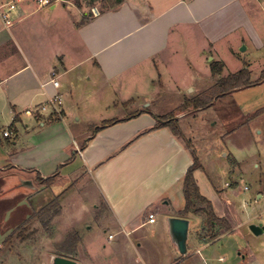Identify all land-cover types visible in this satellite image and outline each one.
<instances>
[{
    "label": "crops",
    "instance_id": "0c3cea01",
    "mask_svg": "<svg viewBox=\"0 0 264 264\" xmlns=\"http://www.w3.org/2000/svg\"><path fill=\"white\" fill-rule=\"evenodd\" d=\"M254 1L124 0L116 9L81 25L77 23L89 14L82 4L52 0L46 7L19 5L13 24L0 26V200L7 199L6 187L12 184L17 192L14 197L22 199L29 216L53 198L33 204L43 192H53L58 183L64 189L69 184V190L58 193L65 191L56 214L59 217L69 195L86 193L79 182L87 177L98 193L91 207L99 209V201L103 203L112 216L108 224L115 225L116 233H122L131 247L149 243L158 232L170 234L169 217L188 219L187 252L180 253L171 237L178 254L169 258V264L194 260L196 254L230 234L231 200L217 189L219 206L209 200L215 214L231 226L224 234L210 237L199 214L180 215L185 203L183 178L192 164L190 148L168 127L147 130L156 123L155 116L162 114L150 107L158 103L162 91L174 89L182 102L192 95L191 90L196 89L197 94L211 85H198L201 77L214 82L210 61L220 60L226 66L219 40L226 41L227 50L241 64L238 67L247 64L250 70L253 58L249 56L264 49V29L248 33L252 19L246 18L244 10L248 12ZM59 4L62 19L35 18L40 10L51 12ZM243 30L246 35L241 34ZM234 32H238L237 38L230 41ZM262 57L264 60V53ZM52 77L59 86L52 84ZM54 95L60 97L58 113L33 112ZM124 110L128 112L122 113ZM16 114L18 120L14 121ZM104 119L117 121L92 132L91 127ZM4 130L11 135L3 136ZM232 158L239 167L238 159ZM200 169L201 165L194 170L196 183ZM48 177L55 178L48 187L35 181ZM254 194L256 199L264 196L260 191ZM150 213L153 222L148 219ZM189 216L201 217V225L193 233ZM103 229L107 231L105 226ZM80 237L72 259L81 264V251L85 264H94L93 243L86 244ZM111 238L109 234L107 241L116 245ZM102 248H107L103 242Z\"/></svg>",
    "mask_w": 264,
    "mask_h": 264
},
{
    "label": "rangeland",
    "instance_id": "374dc122",
    "mask_svg": "<svg viewBox=\"0 0 264 264\" xmlns=\"http://www.w3.org/2000/svg\"><path fill=\"white\" fill-rule=\"evenodd\" d=\"M28 3L32 7H38L35 0H24L19 5L25 7ZM81 4L82 9L87 10L89 14L92 6H96L100 11L98 2L91 6L85 0H81ZM60 10L61 4L51 12L43 13L44 9H42L35 13V18L62 19ZM244 12L247 19H252L253 28L248 29L250 35L256 31L259 32V28L264 29V0L252 2L251 9L249 8L248 12L244 10ZM242 29L246 28L242 27ZM241 34L246 35L245 30ZM237 35L238 32L230 34V41L236 39ZM217 46L226 63L223 75L239 70L238 66L241 64L227 50L226 41L219 40ZM263 53L264 49H261L255 51L254 56H249L253 58L250 66L251 80L258 79L264 71ZM197 84L205 87L212 83L209 78L201 77ZM168 89L162 91L157 99L158 103L155 101L150 107L156 113H162L159 116L174 112L180 129L184 133L182 135L191 144L202 166V169L196 173L201 193L213 201L216 208L220 203L215 197V189L230 197L229 221L233 226L230 234L221 236L214 242V245L200 251V254L195 255L194 260L190 258L181 263L264 264V231L254 234L250 230V225L254 223H261L264 226V196L256 199V194H254L260 191L264 195V112L255 115V112L264 106V83L239 88L220 96L205 109L188 108L181 112L176 111L177 106L183 102H181V95L172 88ZM187 90L189 93V89ZM191 92L192 95L196 94V89ZM192 95L188 94L187 97ZM42 112L47 113V110ZM232 155L238 159L239 167L234 166L236 162ZM229 169L235 170V173L229 172ZM35 181L39 184L38 186L48 187L36 179ZM234 181H236V186L233 185ZM225 182H228V186ZM60 184L58 183L53 188V192H43L36 201H33V204L41 205L49 201L54 197L53 193L58 194L64 189ZM66 184L64 183L63 187ZM11 185L8 183L7 187L5 186L9 192V195H6L7 199L0 200V246L11 230L28 217L29 212L22 199L14 197L17 192L16 188ZM79 185L85 188L86 193L69 195V201L64 200L66 206L64 213L59 217H53L47 227L35 220L24 232V239L15 237L12 243L1 246L0 264H51L53 256H63L60 255L57 245L73 229L79 231L84 243L88 244L89 241L93 243L91 244L95 247L94 264H169V258L178 254L173 247L174 243L169 232H158L156 238H150V242L141 247L128 245L124 235L116 233L115 225L108 224L107 220H112V216L108 214L103 203L98 200L99 209L91 207V203L98 196L94 184L85 177L80 180ZM244 185L248 189H244ZM67 186L65 191L71 187V185ZM0 196H3L2 192ZM225 199L224 203H228ZM62 202L61 199L60 209ZM189 218L190 233H193L194 230L199 229L201 217L189 216ZM104 226L107 228L105 232ZM215 229L218 235L226 232L221 225ZM109 234H112L111 239L117 243L116 245L107 241ZM102 242L107 248H102ZM76 252L67 257L73 258ZM219 257H223V260H219ZM78 260L81 264H85L81 251Z\"/></svg>",
    "mask_w": 264,
    "mask_h": 264
},
{
    "label": "trees",
    "instance_id": "16d2710c",
    "mask_svg": "<svg viewBox=\"0 0 264 264\" xmlns=\"http://www.w3.org/2000/svg\"><path fill=\"white\" fill-rule=\"evenodd\" d=\"M72 1L76 6L81 5V0ZM123 1L124 0H86L88 5L98 2L100 6V13L116 9L120 4H122ZM90 17L91 14L83 16L81 22L77 23V25L83 24L84 22L89 20ZM223 68L224 63L222 61L211 60L210 70L212 76L214 77V82L209 87L198 92L197 94L185 98L183 102L177 106L176 111L181 112L188 108H191L193 110L205 109L213 103L214 99L220 96H224L225 94H228L236 89L252 86L264 79L263 71L258 79L251 80V72L248 69L247 64H244L239 70L229 73L227 75H222ZM262 112H264V106L259 108L255 112V115H258ZM155 118L156 123L152 127L148 128L147 131L156 130L161 127H168L173 134L180 136L185 141L186 145L190 148V152L192 155V164L187 168L183 178L182 191L185 203L183 209L179 212L180 215H186L187 213L201 215L203 217L202 222L204 229H207L208 232H211V234L209 235L210 237H215L218 235L215 231V228L220 225L224 227L225 231L229 230L231 226L227 219H225L224 217H218L213 210L210 200L200 193L199 187L194 177V170L200 167V164L198 162V158L195 154L194 149L191 147V144L182 135V131L180 129L178 120L175 118L174 112L162 116L156 115ZM17 120L18 115L16 114L14 116V121ZM116 121V119H104L100 121L97 125H93L91 127L92 132L99 131L102 128H105ZM141 134L142 133H140L139 135ZM83 147L84 144H82L81 148ZM54 179V177H48L46 179L39 178L40 182L45 184L46 186L51 185ZM64 192L65 191L56 195L46 204L33 210V212L27 218H25L11 230V232L3 239L1 246H6L12 243V240L15 237L24 239V232L28 229V226L35 220L40 221L42 225L47 227L51 222L52 218L56 216V214H58L60 211V199ZM212 229H214L213 233ZM80 240L81 237L78 231H69L62 240V242L57 245V249L59 250L60 255H63L65 257L73 255L77 250V246ZM1 246L0 253L2 250ZM176 264L182 263L177 262Z\"/></svg>",
    "mask_w": 264,
    "mask_h": 264
},
{
    "label": "built area",
    "instance_id": "2783aa9c",
    "mask_svg": "<svg viewBox=\"0 0 264 264\" xmlns=\"http://www.w3.org/2000/svg\"><path fill=\"white\" fill-rule=\"evenodd\" d=\"M24 0H0V26L1 27H10L13 24V13L19 6V3L23 2ZM37 5L39 7H45L49 6L52 3V0H35ZM90 14L91 17H96L100 15V11L96 6H92L90 8ZM52 84L57 87L59 86V81L56 80L54 77L51 78L50 80ZM60 103V97L58 95H54L50 97L46 102L42 103L38 107H36L33 112H41V111H46V110H51L52 113H58L57 105ZM11 132L9 130H4L3 131V136H10ZM247 189V187H245ZM149 221L153 222L154 221V215L150 213L148 215ZM111 237V236H109Z\"/></svg>",
    "mask_w": 264,
    "mask_h": 264
},
{
    "label": "water",
    "instance_id": "95a60500",
    "mask_svg": "<svg viewBox=\"0 0 264 264\" xmlns=\"http://www.w3.org/2000/svg\"><path fill=\"white\" fill-rule=\"evenodd\" d=\"M244 46L241 47L240 50H243ZM169 223V231L170 235L175 242L178 250L182 254H186V238H187V232H188V224L189 221L186 218L183 217H169L168 218ZM250 230L254 234H260L264 230V226L259 224H251ZM51 264H78L76 260L65 257V256H53Z\"/></svg>",
    "mask_w": 264,
    "mask_h": 264
}]
</instances>
